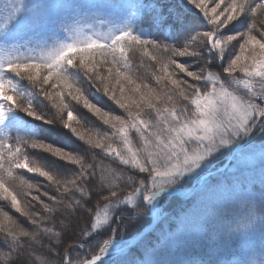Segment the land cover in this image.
Returning <instances> with one entry per match:
<instances>
[{
    "label": "snow or ice",
    "instance_id": "snow-or-ice-1",
    "mask_svg": "<svg viewBox=\"0 0 264 264\" xmlns=\"http://www.w3.org/2000/svg\"><path fill=\"white\" fill-rule=\"evenodd\" d=\"M0 264H264V0H0Z\"/></svg>",
    "mask_w": 264,
    "mask_h": 264
},
{
    "label": "trees",
    "instance_id": "trees-1",
    "mask_svg": "<svg viewBox=\"0 0 264 264\" xmlns=\"http://www.w3.org/2000/svg\"><path fill=\"white\" fill-rule=\"evenodd\" d=\"M171 3L175 4V3H178L179 0H170ZM99 97V96H98ZM99 101H103L100 99L99 97ZM107 104H110L108 102H106ZM82 119L84 121H86L87 123H91L93 124V121L95 120L94 117H92L91 114L89 113H86L84 112L82 114ZM85 123L84 124V127L80 129V131L82 132V134L85 132L86 129H89L88 127V124ZM43 131H44V136L46 139H48L49 141L51 142H54V143H57V144H60L62 146H66V147H75L76 146V141H75V138L72 137L69 133H67L66 131H62L60 129H56V128H49L48 126H43ZM33 160L37 163V164H44L45 163V159L42 157V156H34L33 157ZM225 159L223 158H219V160H217V165H221V164H225ZM31 175V174H30ZM25 179L28 181V183H36L37 180L35 179H30L29 177H25ZM185 187L187 188L188 185H185ZM17 190L20 191V192H25L27 191V186L26 185H19L17 184ZM35 194V193H33ZM184 205H186V203H183V202H176V203H173L171 205V208H170V211H171V214L174 215V216H177L179 218H183V212L185 210L184 208ZM207 211H211V209H207ZM11 214V213H10ZM179 221H177L178 223ZM201 222H203V220H201ZM143 225V222H139V223H136L134 225V227L136 229H139L141 228ZM175 227L174 224L170 225L169 222L167 221H161L157 224V226L155 227L156 229V234L158 235L160 231H164V232H167V230L169 229V227ZM198 234H199V227H198V224H193V225H190L189 228L187 229V235L192 238V242L195 241L197 238H198ZM160 235V234H159ZM197 250H200L199 248H194L192 246V243L189 244V251L188 253L191 254Z\"/></svg>",
    "mask_w": 264,
    "mask_h": 264
},
{
    "label": "rangeland",
    "instance_id": "rangeland-1",
    "mask_svg": "<svg viewBox=\"0 0 264 264\" xmlns=\"http://www.w3.org/2000/svg\"><path fill=\"white\" fill-rule=\"evenodd\" d=\"M106 27V26H105ZM138 63V61H137ZM134 71L136 72L137 75H140L141 77L145 76L148 74L149 70L146 67H140V68H134ZM101 100L103 101H99V97H96V100L102 104L106 109L109 108L111 105L107 104L106 99H102L100 97ZM110 103V102H108ZM88 127L91 128L93 124H91L90 122L87 123ZM225 159L223 156L220 157ZM219 167V165H217ZM257 190H259L258 186H257ZM185 210L188 208V205H184ZM184 210V211H185ZM163 233H165L164 231H160L159 234L162 235ZM158 234V235H159ZM211 235V234H210ZM192 243V238H190L188 236V241L184 244H181L179 246H176L174 243L170 245L169 247V251L171 253L170 258L175 259L177 261H183V260H191V259H206L207 257L204 255V252L202 250H197L191 254L188 253L189 251V244Z\"/></svg>",
    "mask_w": 264,
    "mask_h": 264
},
{
    "label": "water",
    "instance_id": "water-1",
    "mask_svg": "<svg viewBox=\"0 0 264 264\" xmlns=\"http://www.w3.org/2000/svg\"><path fill=\"white\" fill-rule=\"evenodd\" d=\"M225 165H226V163H225ZM155 226H156V225H154V228H155Z\"/></svg>",
    "mask_w": 264,
    "mask_h": 264
}]
</instances>
